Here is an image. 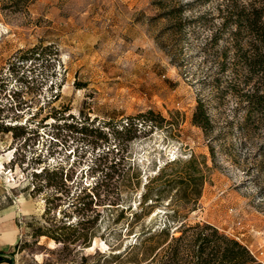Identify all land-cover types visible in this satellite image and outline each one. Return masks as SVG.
I'll list each match as a JSON object with an SVG mask.
<instances>
[{
	"label": "rangeland",
	"instance_id": "374dc122",
	"mask_svg": "<svg viewBox=\"0 0 264 264\" xmlns=\"http://www.w3.org/2000/svg\"><path fill=\"white\" fill-rule=\"evenodd\" d=\"M221 3L0 0V189L27 211L12 264H146L128 247L165 222L167 196L130 232L129 216L146 178L190 155L208 171L187 222L264 264V113L244 124L227 86L210 40ZM147 110L163 121L140 124Z\"/></svg>",
	"mask_w": 264,
	"mask_h": 264
},
{
	"label": "trees",
	"instance_id": "16d2710c",
	"mask_svg": "<svg viewBox=\"0 0 264 264\" xmlns=\"http://www.w3.org/2000/svg\"><path fill=\"white\" fill-rule=\"evenodd\" d=\"M217 10L220 22L210 40L214 44L223 41L221 70L230 68L227 86L243 104V123L253 124L264 113V0H222ZM137 116L140 124L157 125L163 121L151 110ZM190 121L204 132L211 126L200 99L196 100ZM128 124L136 127L135 122L125 126ZM206 171L204 156L190 155L182 163H164L146 178L138 197L139 210L129 216V232L146 210L150 213L167 196L163 206L165 222L141 229L135 243L128 247L142 249L146 264H260L245 246L214 227L187 222L188 215L196 209ZM122 210L119 219L125 217ZM4 260L0 257V261Z\"/></svg>",
	"mask_w": 264,
	"mask_h": 264
},
{
	"label": "crops",
	"instance_id": "0c3cea01",
	"mask_svg": "<svg viewBox=\"0 0 264 264\" xmlns=\"http://www.w3.org/2000/svg\"><path fill=\"white\" fill-rule=\"evenodd\" d=\"M23 201L21 196H13L6 189H0V254L10 256L18 241L21 224L18 218L27 212L22 210ZM2 258L6 260L0 264H10L8 258Z\"/></svg>",
	"mask_w": 264,
	"mask_h": 264
},
{
	"label": "water",
	"instance_id": "95a60500",
	"mask_svg": "<svg viewBox=\"0 0 264 264\" xmlns=\"http://www.w3.org/2000/svg\"><path fill=\"white\" fill-rule=\"evenodd\" d=\"M0 257L2 258V257H6V258H8V260L10 261V264H12V257L11 256H9V255H4V254H0Z\"/></svg>",
	"mask_w": 264,
	"mask_h": 264
},
{
	"label": "built area",
	"instance_id": "2783aa9c",
	"mask_svg": "<svg viewBox=\"0 0 264 264\" xmlns=\"http://www.w3.org/2000/svg\"><path fill=\"white\" fill-rule=\"evenodd\" d=\"M3 169H4V168H3V164H2V169H0V172H1V171H7V170H3Z\"/></svg>",
	"mask_w": 264,
	"mask_h": 264
},
{
	"label": "bare ground",
	"instance_id": "6f19581e",
	"mask_svg": "<svg viewBox=\"0 0 264 264\" xmlns=\"http://www.w3.org/2000/svg\"><path fill=\"white\" fill-rule=\"evenodd\" d=\"M1 168H2V166H1Z\"/></svg>",
	"mask_w": 264,
	"mask_h": 264
}]
</instances>
